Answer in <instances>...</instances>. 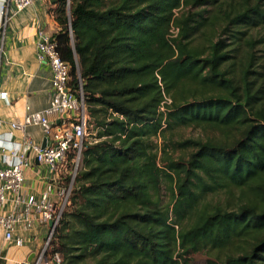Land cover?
I'll use <instances>...</instances> for the list:
<instances>
[{"label":"trees","instance_id":"16d2710c","mask_svg":"<svg viewBox=\"0 0 264 264\" xmlns=\"http://www.w3.org/2000/svg\"><path fill=\"white\" fill-rule=\"evenodd\" d=\"M54 15L96 131L51 236L56 264H192L202 249L226 255L206 264H264V80L254 51L235 60L264 40L239 28L264 24L260 0H57ZM180 125L204 137L172 140L192 150L160 165L150 136ZM220 190L226 202L204 200Z\"/></svg>","mask_w":264,"mask_h":264},{"label":"built area","instance_id":"2783aa9c","mask_svg":"<svg viewBox=\"0 0 264 264\" xmlns=\"http://www.w3.org/2000/svg\"><path fill=\"white\" fill-rule=\"evenodd\" d=\"M33 1L2 0L0 48L10 3L18 11ZM36 49L38 58L50 65L52 96L45 108L32 110L27 107L22 120L11 121L10 126L22 128L26 124H38L47 142L42 146L25 139L18 146L0 144V228L5 241L22 245L30 237L26 233L36 223L46 224L48 231L42 244L33 251L31 258H25L18 264H56L60 255L50 252V240L82 164L88 115L80 83L78 93L69 84L70 65L61 57L56 39L39 29ZM0 96L5 97V92H0ZM65 112L68 113L67 118L62 116ZM51 115L57 116L59 122L51 121ZM26 149H32L37 161L47 164L55 175L45 180L38 195L23 188L24 167L29 164Z\"/></svg>","mask_w":264,"mask_h":264},{"label":"crops","instance_id":"0c3cea01","mask_svg":"<svg viewBox=\"0 0 264 264\" xmlns=\"http://www.w3.org/2000/svg\"><path fill=\"white\" fill-rule=\"evenodd\" d=\"M1 4V2H0ZM57 0H34L16 11L9 5V15L4 28L0 48V144L18 146L25 139L35 143L47 142L40 125L26 124L22 128H12L11 121H21L26 108H45L52 96V71L46 60L37 56L36 42L38 30L53 36L59 30L54 9ZM51 121L59 122L55 115ZM29 164L24 167L23 188L36 195L40 194L44 182L55 175L45 163L38 162L32 149H26ZM48 231L46 224L36 223L26 233L29 237L22 245L3 239L0 228V264H18L31 258L43 242Z\"/></svg>","mask_w":264,"mask_h":264},{"label":"rangeland","instance_id":"374dc122","mask_svg":"<svg viewBox=\"0 0 264 264\" xmlns=\"http://www.w3.org/2000/svg\"><path fill=\"white\" fill-rule=\"evenodd\" d=\"M261 7H264V0H260ZM69 5L66 6L68 9ZM203 10L202 12L204 14H209L213 11V7L211 5H206L205 7L202 6H194V7H180L176 8V14H180L181 12L191 13V12H197ZM231 28V27H230ZM239 28L246 31V35H252L254 38L262 39L264 37V24H258L255 26H250L246 23L241 24ZM171 31H176L177 29L174 27L170 28ZM231 31L229 29L223 28V24L219 25L216 29V36L217 37H224L227 42H230V34ZM247 50L254 51L255 53V64L254 68L262 71V77L264 80V40L258 41L252 49H249L248 46L241 42L239 47L236 49L237 57H235V60H240L241 54L244 55V53H247ZM167 98V97H166ZM161 109H164V107H160ZM95 129H92L89 124H87L86 128V139L92 140L95 137ZM204 131L200 126H194V125H180L176 126L173 129L166 130L165 135H151L150 140L153 142V150L157 152V158L160 165H163V161L161 160V157L163 156L164 149L166 152L169 153V155L173 158L177 157H187L192 150V148H185L182 146H179L177 144H173L172 140H182L184 138L188 137H204ZM74 183V181H73ZM236 191V189H234ZM162 202H166L169 199V193L165 188V184L162 186ZM206 201H210L212 203L214 202H221L224 203L228 200L227 193L225 191H218L215 193H209L205 199ZM171 213V211H170ZM223 250H216V249H202L198 251L191 252L188 256L189 261L192 264H206L207 260L209 258H218L221 259L223 262L225 260V253L222 252Z\"/></svg>","mask_w":264,"mask_h":264},{"label":"water","instance_id":"95a60500","mask_svg":"<svg viewBox=\"0 0 264 264\" xmlns=\"http://www.w3.org/2000/svg\"><path fill=\"white\" fill-rule=\"evenodd\" d=\"M62 116L65 117V118H67V117H68V113L65 112V113H63ZM44 145H45V142L42 143V146H44ZM51 223H52V222L50 221V224H51Z\"/></svg>","mask_w":264,"mask_h":264},{"label":"clouds","instance_id":"9594fccd","mask_svg":"<svg viewBox=\"0 0 264 264\" xmlns=\"http://www.w3.org/2000/svg\"><path fill=\"white\" fill-rule=\"evenodd\" d=\"M0 2H2V0H0Z\"/></svg>","mask_w":264,"mask_h":264}]
</instances>
